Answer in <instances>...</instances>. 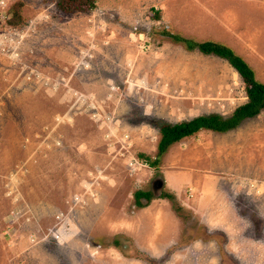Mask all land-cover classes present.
Returning a JSON list of instances; mask_svg holds the SVG:
<instances>
[{
	"label": "rangeland",
	"instance_id": "rangeland-1",
	"mask_svg": "<svg viewBox=\"0 0 264 264\" xmlns=\"http://www.w3.org/2000/svg\"><path fill=\"white\" fill-rule=\"evenodd\" d=\"M6 1L7 8L19 2L27 27L11 39L0 20V264H264V235L256 236L264 232V188L245 185L236 203L221 201L223 221L208 224L185 191L188 172L167 177L163 170L166 154L180 145L161 154L156 148L160 124L226 118L245 102L242 81L225 60L160 31L221 39L255 65L254 78L264 84V53L252 58L236 40L209 34L228 12L244 29L259 30L263 43L258 8L252 4L244 18L242 9L203 8L198 0H95L87 12L63 13L56 0ZM62 77L79 93L90 89L91 101L57 95L53 81ZM113 113L129 145L105 132ZM18 160L29 171L16 177L15 198L6 199L2 179ZM156 179L183 188L151 194ZM136 192L148 198L136 200ZM69 196L78 233L44 239L40 225L12 226L29 215L50 218Z\"/></svg>",
	"mask_w": 264,
	"mask_h": 264
},
{
	"label": "crops",
	"instance_id": "crops-1",
	"mask_svg": "<svg viewBox=\"0 0 264 264\" xmlns=\"http://www.w3.org/2000/svg\"><path fill=\"white\" fill-rule=\"evenodd\" d=\"M198 1L203 8L213 6L233 14L242 9L244 18H249L253 4L256 12L258 8L257 19L264 17V0ZM236 20L234 16L228 17V12L227 16L221 15V18L214 22L218 25L219 30L211 28L212 31L209 34L214 39L219 37L236 40L252 53V58L264 53V42H260L263 34L260 35L259 30L244 29ZM262 27L264 29V25ZM219 41L222 43L221 39ZM244 59L242 58V60ZM244 61L254 73H257L254 71L256 68L254 64L251 65L247 60ZM261 74L264 75V73ZM174 144L180 145V149L174 153L166 154L165 162L169 163V167H165L163 170H166L167 177L171 176L169 171L188 172L190 180L185 182L187 185L185 191L190 194L194 209L196 206L202 205L201 215H206L208 224L223 221L220 213L221 208H219L221 201H224L225 204L236 203L232 197L236 196L239 191H244L242 187L245 185L264 188V110L255 117L244 120L233 130L223 133L202 130L194 137H186ZM212 158L216 159L214 166L208 163ZM204 161L207 164H203ZM161 183L163 191L167 186L170 187H168L169 191L183 188L175 185L174 181L168 180L167 184L162 179ZM258 196L260 201L264 200V195ZM28 218L30 219L14 221L12 226L15 223H29L30 230H36L40 224L39 219L32 215H29ZM262 230L263 227L260 228L256 236H259L260 233L264 235ZM262 244H264L263 239ZM251 260L252 258L249 259V261Z\"/></svg>",
	"mask_w": 264,
	"mask_h": 264
},
{
	"label": "trees",
	"instance_id": "trees-1",
	"mask_svg": "<svg viewBox=\"0 0 264 264\" xmlns=\"http://www.w3.org/2000/svg\"><path fill=\"white\" fill-rule=\"evenodd\" d=\"M95 0H56L55 7L63 13L89 11ZM19 2L8 7V14L3 22L6 26H12L23 22V17L19 13ZM156 18V17H154ZM174 41L182 42L187 49H196L204 55L212 54L225 60L232 69L239 75L245 94V102L236 106L230 115L221 118L218 115L210 114L206 116H195L186 121L176 123H162L159 125V140L156 148L158 153H163L166 149L176 142L186 138L194 137L198 132L205 130L210 132H227L237 128L244 120L255 117L260 111L264 110V84L257 82L254 78L252 69L234 54L231 48L214 41H194L186 39L177 34L160 31ZM150 165L155 167V162ZM148 193L136 192L135 199L144 198ZM148 198V195L146 196Z\"/></svg>",
	"mask_w": 264,
	"mask_h": 264
},
{
	"label": "built area",
	"instance_id": "built-area-1",
	"mask_svg": "<svg viewBox=\"0 0 264 264\" xmlns=\"http://www.w3.org/2000/svg\"><path fill=\"white\" fill-rule=\"evenodd\" d=\"M7 6L8 5H7L6 0H0V20L2 21L4 20L5 16L8 14ZM25 22L26 21L16 24V25L7 26L6 28L7 33H8L7 36L10 37L11 39H15L17 36H21L23 28L27 27V25H23V23ZM26 78L28 79L29 77H26ZM53 82H56L53 88L55 89V92L57 93V95H62L66 99H71L75 96L77 97L82 96L86 98L87 100L91 101V99L93 98V93L90 92V89H87L83 93H79L75 91L74 89H71L69 87V84L67 85L68 81L65 80L64 77H62L60 81L56 80ZM125 83L127 84V81H125ZM240 90L243 91V89L241 88ZM89 101H87V106L89 108H92L93 105ZM105 128H106V131L104 129L103 130L106 133L110 132L112 135H113V131H115L116 134L119 133L120 138H122L123 142L126 145H129L130 139H129V133L127 131V127H125L124 124L121 125L118 123L117 119L115 118V113H113V115L110 118H108ZM128 165L129 166L132 165V162L129 161ZM28 171H29L28 165L23 160H18L17 162H14L11 164L7 175L5 176L4 179H2L3 180L2 186H3L4 191H2L1 194L4 198L6 199L15 198L14 192L16 191V188H17L16 177L25 176L28 174ZM70 199H71L70 196L67 198L60 199L58 201V208H56L53 215L48 219L43 218L41 221L39 220L40 221L39 225L41 227L40 230L43 233L44 239L47 237H51L52 232L55 236L61 235L63 232H67V231L73 232L74 234L78 233L76 230H79L80 228L74 224L73 220L76 221V219H74V216H73L74 215L73 208H71L69 205ZM23 219L29 220L30 218H23ZM32 235L41 239L40 236L37 234H32ZM78 245H81V244H78Z\"/></svg>",
	"mask_w": 264,
	"mask_h": 264
},
{
	"label": "flooded vegetation",
	"instance_id": "flooded-vegetation-1",
	"mask_svg": "<svg viewBox=\"0 0 264 264\" xmlns=\"http://www.w3.org/2000/svg\"><path fill=\"white\" fill-rule=\"evenodd\" d=\"M160 181V183H161V180H158V179H156L155 181H153V182H151V184H150V193L152 194L154 191H158V192H160L159 191V187L157 186V183Z\"/></svg>",
	"mask_w": 264,
	"mask_h": 264
},
{
	"label": "water",
	"instance_id": "water-1",
	"mask_svg": "<svg viewBox=\"0 0 264 264\" xmlns=\"http://www.w3.org/2000/svg\"><path fill=\"white\" fill-rule=\"evenodd\" d=\"M157 186H158L159 188H161V183H160V181L157 183Z\"/></svg>",
	"mask_w": 264,
	"mask_h": 264
}]
</instances>
